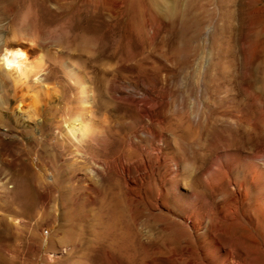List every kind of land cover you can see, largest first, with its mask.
I'll list each match as a JSON object with an SVG mask.
<instances>
[{
    "label": "rangeland",
    "instance_id": "rangeland-1",
    "mask_svg": "<svg viewBox=\"0 0 264 264\" xmlns=\"http://www.w3.org/2000/svg\"><path fill=\"white\" fill-rule=\"evenodd\" d=\"M21 11H29L28 14L35 11L32 20L42 27L41 35L76 39L72 38L74 42L68 50L71 62L86 66L95 81L98 77L111 80L116 76L123 94L130 88L143 91L148 87L159 92L164 88L171 96L168 97L171 109L165 115L163 130L172 144L177 143L176 134L172 132L174 128L187 131V126L192 123L196 129L198 125L202 126L201 146L196 156L190 152L191 164L180 176V193L189 190L185 179L208 176L204 171L206 163L215 151L225 146L235 155L229 158L232 167L229 178L220 176V179H264V0H14L5 14L6 26L12 24L10 28L13 29ZM2 16L0 12V18ZM11 35L12 32L7 38ZM60 46L54 44L49 52L59 51ZM36 56L33 54L31 60ZM41 56L48 62L46 51L41 52ZM137 79H144L146 84L139 86ZM9 93L11 95L13 91ZM106 98L108 103L112 102L108 91ZM2 99L5 102L0 106V132L8 135L0 139V159L5 158L4 163L12 174L9 187L10 203L14 206L11 204L12 208L6 211L8 216L0 219V263L38 264L50 250L60 252V245L53 240L52 233L44 242L36 235L39 231L37 212L42 210L43 203L51 200L53 189L47 196H41L28 173L38 159L34 156L29 161L26 147L35 144L33 137L38 136V128L30 122H21V125L12 121L9 118L12 103L8 95ZM56 100L54 96L50 101ZM107 105L110 110L107 108L103 113L95 114L93 120H107L115 131L119 130L114 127L115 120L122 119L126 127L120 129V134L130 130L127 125L133 123L131 118L123 117V110L116 108L114 103ZM63 123L60 119L57 125L61 126L58 129L62 132L65 130ZM113 139L115 149L119 145L118 135L115 134ZM40 144L45 148L53 145L45 139ZM54 144L50 152L59 159L57 171L69 170L73 178L70 179L72 213L88 220L98 213L103 215L105 199L111 196L115 175L91 176L94 162L86 151L80 165H73L66 158V149ZM102 156L99 155L100 160H103ZM215 167L218 171L219 167ZM254 167H261L256 177H252ZM89 176L91 178L87 179ZM117 182L123 185V179L118 178ZM201 185L199 189L204 194L201 192L200 196L204 198L199 197V210L208 212L211 208L215 216L225 213L228 218L232 215L239 218L242 213L239 201L231 200L222 189L216 188L217 191L212 193L206 184ZM236 187L237 184H232L231 189ZM209 201L213 202L214 208ZM160 210L168 212L167 207L162 206ZM16 216L21 219L22 226L15 228L8 219ZM51 221L47 219L43 225L57 229L58 224ZM228 223L224 220L218 223L219 227L214 226L220 238L223 233L219 229H226ZM241 226L242 222L235 224L232 235L238 245V256L242 254L243 259L247 232ZM80 238V247L69 255L56 256L52 264H188V256L194 252V248L185 251L184 243L180 245L167 240L168 246H165L162 240L149 244L147 249L139 246V257L133 258L126 252L117 251L108 238L99 240L92 233ZM160 250H164V254L151 258ZM200 255L197 252L196 256Z\"/></svg>",
    "mask_w": 264,
    "mask_h": 264
},
{
    "label": "bare ground",
    "instance_id": "bare-ground-1",
    "mask_svg": "<svg viewBox=\"0 0 264 264\" xmlns=\"http://www.w3.org/2000/svg\"><path fill=\"white\" fill-rule=\"evenodd\" d=\"M13 3L14 0H0V12L3 13L0 18V51L5 46L12 50L20 48L27 52L28 60L23 62V67L19 71L0 68V106L5 102L2 96L8 95V100L12 103L9 118L17 124L30 122L38 128V136L33 137L35 144L26 147L30 158L28 160L34 156L38 159L28 173L41 196H45L51 189L53 193L51 200L43 203L42 210L37 212L36 223L39 231L36 235L44 242L52 233L53 240L60 245V252L50 250L47 255L44 254L43 260L41 257L42 261L38 264H52L56 256L71 254V251L80 247L78 238L87 233H92L99 240L108 238L117 251L126 252L133 258L139 257V246L147 249L149 244L162 240L165 246H168L166 243L168 240L180 245L184 243L187 252L194 248V252L188 256V264H264V179H228L232 171L229 158L235 154L225 146L224 149L215 151L206 163L204 171L209 179L207 177L185 179L189 190L180 193V176L191 164L190 152H194L196 156L201 146L202 126L198 125L196 129L192 123L193 125L187 126L189 128L187 131L180 129L176 131L173 127L172 132L176 134L177 143L172 144L163 130L165 115L171 109V102L168 101L170 95L164 88L159 92L148 87L142 88L143 91L129 87L130 89H126V93L123 94L124 90H121L122 85L118 83L116 76L111 80L98 77L95 81L86 66L71 62L72 56L68 50L74 38L41 35L42 27L32 20L35 11L31 14H28L29 11H21L22 17L16 21L14 28H10L12 24L6 26L5 14L10 11ZM11 32V38H7ZM56 43L61 45L62 49L49 52L51 51L49 48ZM45 51L48 62L44 60L47 64L43 61V55L41 56V52ZM33 54L37 56L31 60ZM143 80L137 79L136 82L139 86H144L146 83ZM73 89L76 90L71 94ZM10 90L13 91L11 95ZM106 90L111 96V103L106 100ZM54 96L57 100L51 102ZM45 98L47 101H44ZM113 103L116 108L123 110V117H130L133 122L127 125L130 130L125 133L120 134V129L126 127L122 119L115 120L114 127L119 129L115 131L109 126V121L103 119L101 122V118L96 119L99 121L93 120L95 114L101 111L103 113L109 106L107 104L113 106ZM109 110L108 108L107 111ZM60 119L64 122L63 132L62 129H58L61 126H57ZM115 134L118 135L119 145L114 149ZM5 135L8 134L1 131L0 139ZM44 139L53 145L47 147L48 149L43 147L40 141ZM54 143L66 149L68 154L66 158L71 160L73 165L85 159L83 152L86 151L94 162L91 176L115 175L116 178L112 180L114 185L111 187V196L105 199L103 215L98 213L88 220L82 215L77 217L72 213L73 191L70 179L73 178L69 170L68 172L62 168V171H57L56 167L60 166L57 164L59 159L50 152V149L54 148ZM99 155H103V160L99 159ZM255 157L258 158L257 155ZM4 162L5 158H1L0 219L12 208L11 204L14 206L10 203L9 183L12 174ZM215 166L219 167L218 171ZM259 168L254 167L252 177L260 174ZM220 176L228 178L220 179ZM118 178L123 179V185L117 182ZM201 183L203 186L206 184L207 189L210 187L212 193L219 188L234 202L239 201L242 205L239 218L234 215L228 218L225 213L222 216H215L211 208L208 212L199 210ZM232 184H237L236 189H231ZM202 193L204 194V191ZM212 203L210 205L213 206ZM224 204L227 205L225 202ZM162 206L167 207L168 212L160 210ZM47 219L56 222L58 228L53 230L43 225ZM8 220L15 228L22 222L17 216ZM224 220L229 223L226 229H219L223 233L220 238L218 234L216 235L214 226L219 227L218 223ZM239 222H242L241 227L247 232V246L243 251V259L242 254L238 256V245L232 235L233 226ZM155 250L158 251L159 248ZM197 252L201 255L196 256ZM157 254L151 258L161 256L164 250Z\"/></svg>",
    "mask_w": 264,
    "mask_h": 264
},
{
    "label": "clouds",
    "instance_id": "clouds-1",
    "mask_svg": "<svg viewBox=\"0 0 264 264\" xmlns=\"http://www.w3.org/2000/svg\"><path fill=\"white\" fill-rule=\"evenodd\" d=\"M33 46H35V42H33ZM27 60L28 54L23 49L12 50L5 46L0 51V68L19 71L23 67V62H27Z\"/></svg>",
    "mask_w": 264,
    "mask_h": 264
}]
</instances>
